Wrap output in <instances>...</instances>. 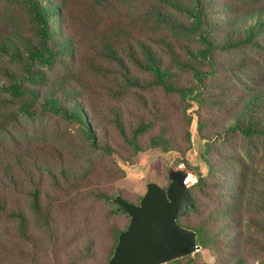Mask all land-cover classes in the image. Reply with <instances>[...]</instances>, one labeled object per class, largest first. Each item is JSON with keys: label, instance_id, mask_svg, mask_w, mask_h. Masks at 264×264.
Returning a JSON list of instances; mask_svg holds the SVG:
<instances>
[{"label": "trees", "instance_id": "trees-1", "mask_svg": "<svg viewBox=\"0 0 264 264\" xmlns=\"http://www.w3.org/2000/svg\"><path fill=\"white\" fill-rule=\"evenodd\" d=\"M16 8L30 31L0 26V264H107L129 222L113 199H140L115 187L118 162L158 150L187 165L193 105L206 170L177 221L218 249L231 218L230 264L264 257V0H0L1 19ZM45 119L64 131L32 140ZM207 171L230 202L192 222Z\"/></svg>", "mask_w": 264, "mask_h": 264}, {"label": "water", "instance_id": "water-1", "mask_svg": "<svg viewBox=\"0 0 264 264\" xmlns=\"http://www.w3.org/2000/svg\"><path fill=\"white\" fill-rule=\"evenodd\" d=\"M167 179L166 188L147 182L136 205L119 196L113 199L129 222L107 264H171L200 251L196 233L177 221L193 208L189 189L198 182L197 174L181 161L169 167Z\"/></svg>", "mask_w": 264, "mask_h": 264}, {"label": "rangeland", "instance_id": "rangeland-1", "mask_svg": "<svg viewBox=\"0 0 264 264\" xmlns=\"http://www.w3.org/2000/svg\"><path fill=\"white\" fill-rule=\"evenodd\" d=\"M6 14L3 11H0V26L2 24L14 25L13 27L16 30H20L24 34H29L30 25L28 22V16L25 11L22 9L16 8L13 11L11 21L8 23L6 20L1 19L5 17ZM60 29L59 26H56ZM196 106L193 105L187 113L192 116V121L190 125L191 133V144L190 148L185 152V160L187 165L195 171L197 178L199 174H204L206 168L201 162V153L204 149V142L200 140L197 134V117L194 114ZM54 129L58 131H64L65 125L62 122H57L56 119H45L41 123H37L33 126L26 125L25 129L29 135L33 136V139L40 137L44 141H49L51 139V132ZM68 131H72L68 129ZM175 153H161L158 150H148L143 154L135 157V160L132 164L118 162L119 167L124 171L125 176L123 179L115 183V187L121 191L123 198L135 203V201L141 197L146 189L147 182H156L162 187L167 186V179L164 176V168L168 164L169 167L178 163H174ZM181 162V161H179ZM250 165V164H249ZM207 186H203L204 192H195V198L198 204V211L196 213L189 212L186 216L188 220L194 222L199 219H202L206 216L211 210L218 208L220 206L221 198L228 202L229 200L226 197L231 196V181L229 179H224L219 174L209 175L207 171ZM222 189V194H221ZM230 202V201H229ZM248 216L240 214L239 225L243 231L242 235L250 234L251 229H246L248 225ZM233 220L224 219V222L221 224L223 226V236L219 239L218 249L214 247L201 248L199 251V256L197 259L203 264H230L232 260V254L235 251L237 245V240L235 238V233L238 232V228H233ZM219 226V223H218ZM224 244H228L225 245ZM100 258L97 256V259L87 264H103L104 255L99 254ZM264 260V257L259 258H250L245 261V264H258ZM264 262V261H263ZM173 264V263H171Z\"/></svg>", "mask_w": 264, "mask_h": 264}]
</instances>
